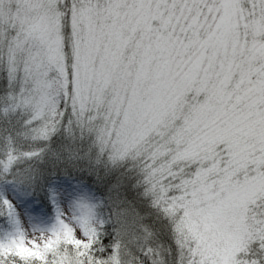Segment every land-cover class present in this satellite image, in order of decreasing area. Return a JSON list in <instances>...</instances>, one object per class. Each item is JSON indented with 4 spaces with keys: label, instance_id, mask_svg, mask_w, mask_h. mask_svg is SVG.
<instances>
[{
    "label": "snow or ice",
    "instance_id": "1",
    "mask_svg": "<svg viewBox=\"0 0 264 264\" xmlns=\"http://www.w3.org/2000/svg\"><path fill=\"white\" fill-rule=\"evenodd\" d=\"M0 264H264V0H0Z\"/></svg>",
    "mask_w": 264,
    "mask_h": 264
}]
</instances>
